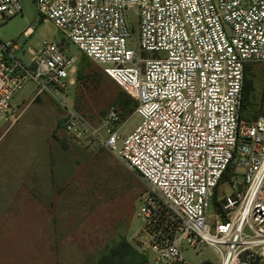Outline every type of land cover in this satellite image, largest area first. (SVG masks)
Returning a JSON list of instances; mask_svg holds the SVG:
<instances>
[{"label": "built area", "instance_id": "built-area-1", "mask_svg": "<svg viewBox=\"0 0 264 264\" xmlns=\"http://www.w3.org/2000/svg\"><path fill=\"white\" fill-rule=\"evenodd\" d=\"M34 3L37 21L64 38L37 50L0 39V120L15 117L17 95L32 85L31 98L60 109L59 129L76 144L105 149L136 174L147 191L135 239L153 264H264V115L239 117L245 67L264 64V0ZM21 10L0 0V24ZM69 44L135 102L140 121L128 135L113 128L115 111L93 123L68 104ZM203 247L217 262L183 256Z\"/></svg>", "mask_w": 264, "mask_h": 264}, {"label": "rangeland", "instance_id": "rangeland-1", "mask_svg": "<svg viewBox=\"0 0 264 264\" xmlns=\"http://www.w3.org/2000/svg\"><path fill=\"white\" fill-rule=\"evenodd\" d=\"M18 1L21 13L0 24V39L18 38L33 50L63 40L51 22L37 21L34 0ZM130 18L136 32V10ZM28 27L33 33L24 40ZM67 52L76 60L68 104L93 123L111 110L118 115L114 91L128 95L74 45ZM252 72L255 107L248 121L264 115V64H252ZM32 89L17 95L12 120H0V264H153V254L135 239L145 184L107 150L76 144L57 127L60 109L46 96L32 99ZM139 121L133 112L118 115L113 128L124 137ZM183 256L217 262L208 247L199 257Z\"/></svg>", "mask_w": 264, "mask_h": 264}, {"label": "trees", "instance_id": "trees-1", "mask_svg": "<svg viewBox=\"0 0 264 264\" xmlns=\"http://www.w3.org/2000/svg\"><path fill=\"white\" fill-rule=\"evenodd\" d=\"M252 73H253L252 64H249L245 67L244 70L241 104L239 110V117L247 121H248L247 115L250 114L255 107L254 94H253L254 93L253 81L250 77ZM114 95H115L116 105L118 106L119 109L118 110L119 116L129 115L134 111L136 104L132 99H130L128 96H126L117 89L114 91ZM60 125L61 122L59 121L57 127L60 128ZM226 177H228V173H226L223 176V180Z\"/></svg>", "mask_w": 264, "mask_h": 264}]
</instances>
